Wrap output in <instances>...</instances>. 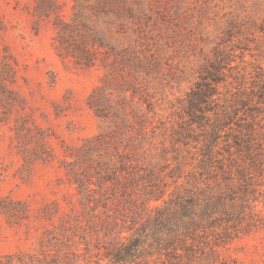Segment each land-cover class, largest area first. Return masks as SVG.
<instances>
[{"label":"rangeland","instance_id":"374dc122","mask_svg":"<svg viewBox=\"0 0 264 264\" xmlns=\"http://www.w3.org/2000/svg\"><path fill=\"white\" fill-rule=\"evenodd\" d=\"M76 178H120L134 222L74 227ZM137 229L124 264H264V0H0V255L113 264Z\"/></svg>","mask_w":264,"mask_h":264},{"label":"trees","instance_id":"16d2710c","mask_svg":"<svg viewBox=\"0 0 264 264\" xmlns=\"http://www.w3.org/2000/svg\"><path fill=\"white\" fill-rule=\"evenodd\" d=\"M66 28H69L70 25H65ZM65 29L59 33V40L60 43H63L65 40ZM85 43L82 45V48H86L87 41L90 42L91 45L98 42V38L96 36L85 37ZM110 50H113L110 48ZM87 51V52H86ZM81 50L80 57L78 58L77 62L82 63L84 66H91L94 64L95 61V52L88 51V50ZM132 149L125 152L124 154L118 151V148L115 147L114 150V157L121 159L123 156L130 159L132 157V153L134 152V146H131ZM121 161V160H119ZM129 171L126 172L128 177H125V180L128 181L127 187L134 185V178L132 173L133 166H129ZM123 170V169H122ZM126 171V170H125ZM120 178L116 180V182L112 186L105 187V182L98 179L97 182H92L90 179H82L76 178L75 184L77 188L78 194L81 196V205L83 208L87 209L86 214L89 215L88 220L84 223L85 225H79V223H75L74 227L84 230L86 227L89 229L93 234L98 236L100 232L104 234H108L112 230L117 229L120 225L126 223L127 221L134 222L136 214H138L137 210H134L133 207V200L127 199V201H122L116 199L118 190L117 186L119 187ZM124 182V181H122ZM93 185L94 187H90ZM124 184H120V187ZM126 189V188H125ZM122 195V194H121ZM131 196V195H130ZM92 202L93 205L89 206V203ZM128 203H132V206H128ZM89 206L91 210H88ZM98 206L104 208L103 211L97 212L95 214L90 213V211H95ZM129 210V211H128ZM129 217V219H128ZM152 221V223H151ZM165 218L163 212H158V214L151 220H147L145 225H149L151 223L152 227H160L165 222ZM65 227L61 225L59 228V234L62 235L65 233ZM140 229L135 230L129 238H126L123 242L117 246V248L111 253L110 260L113 264H124L135 261L141 255V243L143 240L140 237L139 233ZM39 239V252L42 258H46L48 255L46 250L53 251V255L51 257L52 264H73L74 257L73 252L64 253L60 255L59 249L55 248L57 246L56 242H59L60 239ZM52 244V245H51ZM47 247V249H45ZM50 254V253H49ZM71 256H70V255ZM25 254H8V255H0V264H22V258ZM17 258L18 263H15L14 258Z\"/></svg>","mask_w":264,"mask_h":264}]
</instances>
